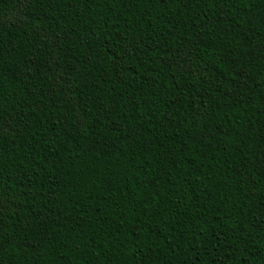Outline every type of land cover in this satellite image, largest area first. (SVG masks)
I'll list each match as a JSON object with an SVG mask.
<instances>
[{"label": "trees", "instance_id": "16d2710c", "mask_svg": "<svg viewBox=\"0 0 264 264\" xmlns=\"http://www.w3.org/2000/svg\"><path fill=\"white\" fill-rule=\"evenodd\" d=\"M0 264H264V0H0Z\"/></svg>", "mask_w": 264, "mask_h": 264}]
</instances>
